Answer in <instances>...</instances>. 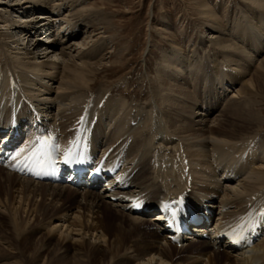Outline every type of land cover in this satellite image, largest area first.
Masks as SVG:
<instances>
[{
  "label": "bare ground",
  "instance_id": "bare-ground-1",
  "mask_svg": "<svg viewBox=\"0 0 264 264\" xmlns=\"http://www.w3.org/2000/svg\"><path fill=\"white\" fill-rule=\"evenodd\" d=\"M10 1L0 4V10H4L0 15V53L3 54L0 127L13 125L15 111L11 112L12 107L18 106V122L32 111L39 117L30 121L34 124L29 130L31 144L45 130L53 128L56 131L52 134L61 137L58 139L61 157L83 152L82 147L88 146L104 155L106 152L110 156L115 154L113 157L125 161L122 173L127 182L118 183L112 190L81 189L38 181L18 174L11 166H0V210L7 211L16 226L22 218L28 226L51 211L49 220L41 224L47 229L48 239L57 235L61 245L73 239V235L78 237L75 242L82 246L74 248L75 264H90L91 253L99 255L94 264H104L103 256L116 264L123 259L127 264L131 261H135L133 264H264V236L243 250H233L229 242L227 248V242L220 243L216 237L218 229L231 222L237 224L244 214L264 217V133L261 132L264 119L261 110L254 106L256 98L264 96V56L257 58L255 70L242 60L246 56L248 61L254 62L258 54L236 43L238 39H250L252 33L248 28L238 25L226 31L211 4L196 0L201 18L219 30L212 33L208 42L227 53L224 56L230 63L225 66L218 53H214L207 58L206 68H202L197 57L187 60L185 52H176V58L167 56L163 68L162 64L158 66L156 77L149 78L150 94L145 102L135 103L133 99L129 101L114 94L115 82L108 85L99 79L105 55L90 60L108 47V38L103 35L114 28L104 10L86 6V0ZM248 2L256 6L251 10L263 16L259 21L264 22V0ZM17 7L23 12L36 9L46 12L21 16L20 20L10 17V13L5 15ZM61 13L64 16L58 17ZM33 19H41V25ZM48 19L54 21V25ZM82 24L83 38L78 43L64 44L65 39L79 35ZM3 26L7 30L1 32ZM55 26L59 29L55 30L53 38L47 39L50 44L40 40L36 45L23 43L33 30L41 31L33 36L36 40L45 38ZM11 29L20 30L19 39L15 38L17 33L9 32ZM202 39L204 41V37ZM11 43L17 50L10 48ZM78 44L86 46L85 50H79ZM40 45L45 54L37 61ZM254 45L256 50L264 49L262 41L258 47ZM121 52L118 48L109 51L116 57L111 66H123L124 53ZM184 72L185 75L181 74ZM167 76L173 77H168L172 80L179 77L186 87L169 82ZM216 80L221 81L220 85L227 81L224 91H219L222 87L217 89ZM236 84L238 88L231 90ZM175 88L179 89V94L173 92ZM227 92H232L230 99L226 97ZM215 95H219L216 103ZM220 100L226 101L223 108L210 119L206 113L211 115L215 111L211 107L217 108ZM197 116L201 118L194 120ZM60 118L62 123H59ZM2 189L13 191L2 199ZM185 191L191 201L209 204L218 215L216 224L208 231L198 229L199 233L208 234L207 237L186 235L179 249L163 231L160 205L164 200L172 202ZM147 208H154L155 212L148 221L145 219L149 214ZM113 215L128 219L130 225L122 219L113 220ZM261 231L264 233V228ZM0 239L10 246L9 241ZM139 240L148 244L142 245ZM220 247L227 251L220 253ZM59 251L65 258L68 249L61 246ZM0 252V264H21L13 255ZM177 252H188V255L176 261L173 255Z\"/></svg>",
  "mask_w": 264,
  "mask_h": 264
},
{
  "label": "rangeland",
  "instance_id": "rangeland-1",
  "mask_svg": "<svg viewBox=\"0 0 264 264\" xmlns=\"http://www.w3.org/2000/svg\"><path fill=\"white\" fill-rule=\"evenodd\" d=\"M207 3L211 4V6L216 10V12L220 15L222 21V28L226 31H231L235 26L240 25V27L248 28L250 31L248 41H244V39L236 40V43H240L243 45V49L246 51H258L257 56H255V61H248L249 59L246 56L242 57V60L248 62L252 69H257V58L264 56V49L256 50L259 45V42H264V22L259 21V18H263V16L255 15L252 8L254 6L252 3L248 2V0H204ZM11 3L10 0H0V4ZM53 3V0H50V3ZM93 3H96L94 5ZM86 6L91 7L95 6L96 9H101L104 13L108 14L110 19H112L114 28L106 33L103 36L108 38V47L103 48L102 51L98 52L94 59H90L95 61L98 60L102 55L106 56L100 66V74L98 75L99 79L103 81V84L110 85L111 82L115 86L114 94L118 97L128 98L129 101L132 99L134 102L143 103L146 98L149 97V78L156 77V70L160 64H162V68L167 60V56L172 58L175 57L176 52H185L187 55V60L191 59L193 56L197 57L196 59L200 61V67L206 68V60L209 56L214 53H218L220 56V60L228 65L230 63L229 59L226 58L225 53H223L221 48L218 46L214 47L213 44L208 42V39L212 35L213 32L219 31L217 28H213V26L209 25V21L201 18L200 10L197 7L196 0H86ZM98 7V8H97ZM65 8L64 10L68 9ZM71 9V8H70ZM38 12H37V11ZM35 12L32 10H23L18 7L14 10H10L9 12H5V15L11 14L10 17H14V19L20 20L21 16H29L32 13L36 15L42 14L46 12L45 10L36 9ZM13 11V12H12ZM26 11V12H25ZM199 11V12H198ZM4 10H0V15H2ZM12 12V13H11ZM64 12V11H63ZM23 14V15H22ZM50 14H55V12H50ZM58 17L64 16V13L57 15ZM257 16V17H256ZM35 23H42L41 19H33ZM51 25H54V21L47 20ZM58 22V21H56ZM36 24V25H37ZM1 25V24H0ZM3 25V24H2ZM59 25V24H58ZM219 25V24H218ZM39 26V25H38ZM220 26V25H219ZM81 28L78 31V36L72 37L71 40H64V44H69L71 42H77L79 39L84 36V27L83 24L80 26ZM215 27V26H214ZM4 30H7L5 26L2 27ZM51 31H48L45 38L36 39L33 36H36L37 33H41V31L36 32V29L33 30V33L27 39L29 45L37 44L36 41H44L46 43H51V41L47 40L49 38H53L55 30L58 31L59 27H52ZM167 28V29H166ZM18 31L11 29L9 32L15 35L16 39H19ZM77 32V31H76ZM226 32V33H228ZM120 34V35H119ZM40 35V34H39ZM38 36V35H37ZM62 37V34L60 33ZM237 34H235V37ZM111 37V38H110ZM204 37V41H202ZM238 37V36H237ZM236 37V38H237ZM83 38V37H82ZM32 39V40H31ZM258 40V41H257ZM254 41V42H253ZM25 44V45H26ZM91 44V43H90ZM261 45V44H260ZM90 46V45H87ZM114 46L113 48H111ZM43 46L40 45L37 48V61H40L42 56L45 54L44 50H42ZM79 50L84 51L85 47L83 45L78 44ZM261 47V46H260ZM10 48L15 51L17 49L15 44L11 43ZM118 48V50H122L121 53H124L123 56V66H111V62L115 60V54L112 56V53H109L112 49ZM120 48V49H119ZM253 50H252V49ZM259 49V48H258ZM89 50V49H88ZM1 51V50H0ZM260 51V52H259ZM252 52L253 54H256ZM75 53V52H74ZM109 53V54H106ZM15 54V53H13ZM170 54V55H169ZM2 53H0V60ZM22 56V54H20ZM55 56V55H53ZM108 56V57H107ZM224 57V58H223ZM20 58V57H18ZM5 61V59H4ZM11 62H17L16 59H11ZM71 62V60H68ZM221 63V62H219ZM234 63V62H233ZM177 64V63H176ZM107 65V66H106ZM106 66V67H103ZM235 66V65H234ZM121 67V68H120ZM221 67V66H220ZM120 69V70H119ZM202 71V70H201ZM230 71V70H229ZM185 75L184 73H181ZM246 77L245 75H243ZM173 78L167 76V78ZM211 77V76H210ZM209 77V78H210ZM167 79L169 82L176 83L175 85H181L184 82L178 80ZM204 79V78H203ZM202 79V80H203ZM220 80L223 79V76L219 77ZM216 80L217 89L219 90L222 87L224 91L226 80L223 81L222 85H220L221 81ZM107 81V82H106ZM201 80H198V82ZM243 81V80H242ZM219 82V83H218ZM101 83V84H102ZM99 83V85H101ZM238 86H240V83ZM236 84V86H237ZM112 85V86H113ZM113 86V87H114ZM185 86L186 85H181ZM232 87L231 90H235L238 88ZM52 87V86H51ZM52 89H54L52 87ZM188 89V87H187ZM217 90V91H218ZM189 91V90H188ZM175 93L179 94V89L175 88ZM232 96V92H227V99H230ZM219 95L213 96L215 103L218 100ZM135 98V99H134ZM198 98V96H197ZM259 98V99H258ZM258 100V101H257ZM255 108L257 110H261V117L264 119V96H260L256 98ZM226 102V101H225ZM224 100L219 101V106L217 108L211 107V109H215V111L209 115L206 112V116L210 119L215 117L219 109H222L225 103ZM199 110H202L201 106L198 107ZM206 110V109H205ZM50 115L52 111H49ZM197 114V113H196ZM263 115V116H262ZM197 118H201L200 116L194 117V120ZM207 118V117H206ZM59 123H62L61 118L59 119ZM213 124V123H212ZM150 124H148L149 126ZM149 128H151L149 126ZM264 133V129L261 131ZM2 176V174H1ZM17 186V185H16ZM13 191V190H12ZM12 191L7 189L1 190L2 199H5L6 194L9 193L11 195ZM157 212V211H156ZM52 212L48 211L43 216H40L37 220L32 222L30 225L24 222V219H20V225L16 226L8 216V212L4 209L0 210V237L4 240L10 242V246L4 243L0 239V250L13 255L21 264H37L40 261L45 264H75V254L74 248H80L82 245L80 242H75V238H78L76 235H73L74 238L67 241L65 244L61 245V241L57 237V235L52 238V240L48 239L47 229L43 227L45 221H48L51 217ZM153 214H148V218H145L146 221L150 219ZM41 218V219H40ZM45 219V220H44ZM113 220L117 222L122 219L120 216L113 215ZM41 220V221H40ZM123 222L129 226L130 222L127 219H122ZM41 223H44L43 225ZM34 226V227H33ZM143 228V227H142ZM144 229V228H143ZM72 237V236H71ZM264 238V237H263ZM77 241V240H76ZM129 241V240H127ZM142 245L148 244L145 240L138 241ZM63 246L68 249L65 258H62V253H60L59 248ZM181 247V246H176ZM180 249V248H179ZM218 251L224 254L221 247ZM1 253V252H0ZM89 254V253H88ZM91 261L90 264H94V261L98 259L99 255L97 253H91ZM188 252H184L182 254L174 253L173 259L178 261L183 260V256H187ZM104 264H116L114 260H108L107 256H103ZM113 262V263H111ZM135 261H131L128 264H133ZM120 264H127V262L123 261Z\"/></svg>",
  "mask_w": 264,
  "mask_h": 264
},
{
  "label": "snow or ice",
  "instance_id": "snow-or-ice-1",
  "mask_svg": "<svg viewBox=\"0 0 264 264\" xmlns=\"http://www.w3.org/2000/svg\"><path fill=\"white\" fill-rule=\"evenodd\" d=\"M52 137H44L40 138L37 137L36 141L33 142V147L31 151L29 152V155L25 157L26 159H34V160H40V158L47 154L48 149L52 146L51 145ZM21 151H24L21 149ZM20 153H17L19 155ZM65 160H68V156L65 157ZM39 175V173H36ZM139 207V205H136ZM167 207V205H165Z\"/></svg>",
  "mask_w": 264,
  "mask_h": 264
}]
</instances>
